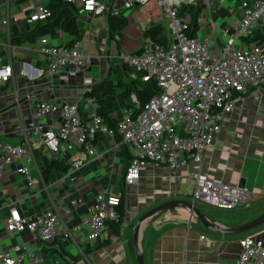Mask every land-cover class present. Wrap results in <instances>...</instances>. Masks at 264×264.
I'll return each mask as SVG.
<instances>
[{
  "label": "crops",
  "instance_id": "1",
  "mask_svg": "<svg viewBox=\"0 0 264 264\" xmlns=\"http://www.w3.org/2000/svg\"><path fill=\"white\" fill-rule=\"evenodd\" d=\"M101 1L109 12L121 13L126 26L119 35L112 37L108 26L102 23L99 28L97 17L79 12L78 27L82 34L79 41L88 60L76 77L64 83L47 74L46 57L38 52L40 38L14 40V37L31 34L35 23L29 24L28 19L34 8L45 5L46 0H0V65L11 63L14 69V79L0 84V144L20 145L24 136L33 137L38 124L44 127L59 124L57 115L38 121L32 113L36 103L76 102L82 109L87 98L85 91L106 78L114 86L105 94L106 100L113 105L108 115L117 121L127 103L122 83L133 79L135 74L123 65L124 71H116L113 61L121 62L122 54L138 52L147 37L144 33L154 27H160L155 41L166 44L172 36L162 19L161 8L154 3L126 10L122 6L123 0ZM221 17L223 25L219 27L232 28L235 25L234 18ZM240 17L241 14L236 12V23ZM6 18L9 19L8 26L2 23ZM257 27L253 29L254 38L264 40V26H259L261 30ZM200 29L198 27L194 36ZM202 36L209 38L210 33H202ZM47 37L55 46H66L71 41L69 35L60 31H54ZM113 73L116 77L111 78ZM84 77L90 78L92 84L85 86ZM97 112L100 114V108ZM81 115L84 121L89 119L85 111L81 110ZM103 127L109 126L104 123ZM115 145L114 139L99 133L94 141L99 158L92 157L71 175L74 178L71 180L67 175L70 161L63 155L65 152L52 158L39 139L33 138L31 146L36 165H27L30 185L13 167L0 178V252L23 245L28 252L41 255L44 264H136L132 236L136 221L161 204L174 200L188 201L199 172L208 179H218L250 192L249 207H238L232 211L197 207L218 226L237 227L251 218L253 220L251 213L256 212L255 218L264 213V87L251 88L242 96H234L232 110L224 116L213 144L202 155L200 165L188 164L169 169L150 164L141 169L136 182L126 184L123 175L129 162L121 153L125 146L116 148ZM74 156L85 159L84 149H79ZM42 157L62 161L68 167L65 171L53 170L44 178L39 161ZM21 165L26 163L21 161ZM102 192L119 194L121 201L123 198L124 211L119 231L114 234L108 227L99 240L83 246L85 254L71 249L59 239L50 244L34 243L29 232L14 233L5 228L10 207L30 217L76 199L80 204L63 215L65 223L72 227ZM177 209L160 212L142 225L139 243L144 264H236L240 249L238 240L264 234V226L240 235L211 233L194 217L189 219L185 211Z\"/></svg>",
  "mask_w": 264,
  "mask_h": 264
},
{
  "label": "built area",
  "instance_id": "2",
  "mask_svg": "<svg viewBox=\"0 0 264 264\" xmlns=\"http://www.w3.org/2000/svg\"><path fill=\"white\" fill-rule=\"evenodd\" d=\"M66 1L77 4L80 12L93 14L107 26L111 12L101 0ZM197 1L123 0L122 6L126 10L156 4L161 8L162 19L172 36L166 44L147 36L138 52L120 56L122 64L139 73L143 82L155 80L158 93L144 106H140L133 94L130 95L129 105L126 103L120 111L113 128L103 127L104 120L97 112L98 102L91 97L86 98L82 109L76 102L36 103L32 113L38 121L57 115L59 124L54 127L38 124L33 130V137L24 136L20 145L0 144V178L13 167L29 181L27 165H36L31 146L34 138L39 139L52 158L65 152L63 155L70 161L67 175L74 180L71 175L75 171L84 167L92 157L99 158L94 147L99 133L114 139L116 148L125 146L131 155L123 175L126 184L136 182L141 169L150 164L169 169L188 164L200 165L202 155L213 144L224 116L232 110L234 96H242L251 88L264 87V40H255L253 35L255 27L261 30L259 26H264V0H239L241 17L237 23L233 8H221L220 11L234 18L232 28L218 27L207 0H201L195 6ZM182 5L201 10V19L197 16L196 22L199 28L202 23L205 24L209 38L201 40L198 35L191 38L185 35L193 19H190L192 14L189 10L179 15ZM206 8L210 14L208 19ZM50 15V11L41 4L34 8L28 23L45 20ZM2 23L8 26L9 19ZM38 52L46 57L47 74L64 83L76 77L88 60L81 41L71 47L55 46L49 37H42ZM13 79L12 64H1L0 84ZM82 81L85 86L92 84L90 78L84 77ZM81 110L87 113V121L82 119ZM81 148L84 149L85 159L74 156ZM21 161L26 165H21ZM187 202L195 207L232 211L250 206V192L218 179H208L199 172ZM79 204V200L71 199L61 207L53 206L30 217L10 207L5 228L14 233L29 232L34 243L50 244L59 239L83 254V246L99 240L108 229L109 222L119 221L117 209L121 196L100 193L79 222L69 227L63 215ZM177 210L185 211L189 219L193 218L189 210ZM205 241L210 242L209 239ZM238 245L236 264H264V234L245 236L238 240ZM0 264H44V258L28 252L23 245H15L0 252Z\"/></svg>",
  "mask_w": 264,
  "mask_h": 264
},
{
  "label": "trees",
  "instance_id": "3",
  "mask_svg": "<svg viewBox=\"0 0 264 264\" xmlns=\"http://www.w3.org/2000/svg\"><path fill=\"white\" fill-rule=\"evenodd\" d=\"M45 7L50 11V17L45 20L36 22L30 35L25 37H14V40H33L34 38L47 37L54 31L66 33L71 37V41L66 44V47L73 46L75 42L81 39L82 34L78 27V14L80 12V8L77 6V4L68 2L66 0H46ZM192 9L193 7L187 5H182L179 8V15H183L188 10L192 14V25L185 32V35L188 38L193 37L199 27L196 22L199 8H197L195 12H192ZM107 26L110 35L114 37L116 35H119L124 29V27L126 26V19L121 15V13H109ZM159 31V26L154 27L148 32L144 33V35L151 37L153 40H157ZM255 40H257V38H255ZM123 66L127 70L135 74V77L133 79L129 80L127 83H122L125 93V99L127 100L128 105V98L133 94L139 102L140 106H144L153 95L158 93L156 81L150 80L147 82H143L140 79L139 73H136L134 70L127 68L125 65ZM118 86H120V84H118ZM113 88L114 86L112 85V83L106 78L98 84L89 87L85 91V97L94 98L98 102L100 115L103 117L104 123L108 124L110 128H113L115 126V120L108 115V113L112 110L113 105L111 102L106 100L105 94L112 91ZM121 150L122 155H124L129 162L130 157L125 147H122ZM39 161L41 163V174L42 176H44V178L53 170L65 171L68 167L64 162L56 159L47 160L46 158L42 157L39 159ZM122 203L123 198L120 207H118L117 209L120 215L119 221L116 223H108V227L112 232H114V234H117L119 231V224L124 211ZM83 254H85V251Z\"/></svg>",
  "mask_w": 264,
  "mask_h": 264
},
{
  "label": "water",
  "instance_id": "4",
  "mask_svg": "<svg viewBox=\"0 0 264 264\" xmlns=\"http://www.w3.org/2000/svg\"><path fill=\"white\" fill-rule=\"evenodd\" d=\"M174 208H183L189 210L192 213L193 217L202 225L204 229H206L211 233H215L223 236L240 235L264 226V213H262L261 215L257 216L253 220L243 225L232 228H225V227H220L214 222H212L197 207L193 206L191 203L187 201H183V200L170 201L147 211L134 224L132 228V236H133V251L135 255L136 264H144L143 254L140 249V243H139L140 230L142 225L156 214Z\"/></svg>",
  "mask_w": 264,
  "mask_h": 264
},
{
  "label": "rangeland",
  "instance_id": "5",
  "mask_svg": "<svg viewBox=\"0 0 264 264\" xmlns=\"http://www.w3.org/2000/svg\"><path fill=\"white\" fill-rule=\"evenodd\" d=\"M201 0H198L197 2H196V5L195 6H197L198 5V3L200 2ZM207 4H208V6L209 7H211V12H212V18H213V21L215 22V24L219 27V26H222L223 25V23H222V21H223V19H222V17L221 16H223V17H228V15L227 14H225L224 12H222L223 13V15H220L221 14V12H220V14H219V11H220V9L221 8H223L224 10L225 9H228V8H233L234 9V11L235 12H237V14H239L238 13V7H239V0H207ZM198 8V7H197ZM197 8L196 7H193V9H192V12H195L196 10H197ZM201 16H202V14H201V10L199 9V13H198V18L200 17V19H201ZM210 17V14H209V12H208V9L206 8V18L208 19ZM229 18V17H228ZM190 19H192V17H190ZM100 24H102L101 22H99V28L101 27V25ZM166 24V23H165ZM202 33H203V35L204 34H206V30H205V24L204 23H202V26H201V29H200V31H198V33H197V35L199 36V37H201V40L202 39H204L205 38V36L203 37L202 36ZM113 61V60H112ZM111 61V63L113 64V62L115 63V69H116V71L118 70V69H120L121 71H124V68L122 67V62H120V61H117V60H114L113 62ZM128 72V71H127ZM129 73V72H128ZM131 74H133L134 75V73L133 72H131ZM111 76V75H110ZM114 77H116V74L115 73H113L112 74V76H111V78H114ZM200 208V207H199ZM212 208V207H211ZM201 209V208H200ZM255 214H256V212L254 213H251V217H253V218H255ZM258 216V215H257ZM256 216V217H257ZM251 217H249V218H251ZM252 220V218L250 219V221Z\"/></svg>",
  "mask_w": 264,
  "mask_h": 264
},
{
  "label": "bare ground",
  "instance_id": "6",
  "mask_svg": "<svg viewBox=\"0 0 264 264\" xmlns=\"http://www.w3.org/2000/svg\"><path fill=\"white\" fill-rule=\"evenodd\" d=\"M186 32V31H185Z\"/></svg>",
  "mask_w": 264,
  "mask_h": 264
}]
</instances>
